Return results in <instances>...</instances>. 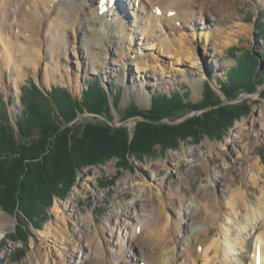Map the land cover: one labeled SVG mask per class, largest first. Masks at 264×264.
Instances as JSON below:
<instances>
[{
    "label": "rangeland",
    "instance_id": "obj_1",
    "mask_svg": "<svg viewBox=\"0 0 264 264\" xmlns=\"http://www.w3.org/2000/svg\"><path fill=\"white\" fill-rule=\"evenodd\" d=\"M227 2H229L230 8L228 7L226 10L224 7H220L221 9L219 8L212 13L208 12L207 20L204 19L203 21L206 27H212L211 32L216 33L215 41H207L202 29L194 33V30H192L194 23L193 26L190 24L188 28L182 30L179 27L164 29L165 25L159 26L154 38L149 41L137 29L140 24L134 26L140 32L135 35L137 41L139 37L143 39L144 46L141 47V50L151 57H158L159 54L156 50L149 49L153 39L158 40L159 32L171 34V37L180 35L181 37L178 38L184 40L187 48H191L195 53V57L186 62L185 71L193 77L205 74L202 82L195 86L184 77L185 75H180L179 68H182V65L178 63V56H160L159 66L161 67L158 68L157 77L152 79L153 89L145 105H142L138 99L134 80L137 69L134 65L132 66V63H129L128 77L125 80L121 67L113 65L110 66V69L108 66H103L98 71L84 74L81 68L82 59L77 49L78 42L76 38L78 35L74 33L73 37L69 38L71 47L67 50V54H65V50L63 51L62 65L53 64L50 60H46L49 69L56 70L57 74L59 70L61 71L62 76L58 75L57 81L50 84L45 83L46 77H44L40 68L35 70L34 67L23 64H19L18 67L23 75V79L19 81L18 86H14L12 80H9L8 73L4 76L0 75V101L6 104L5 107L10 120L9 125L14 131L15 141L18 145H23L29 141L28 137L18 134L19 128L17 125L21 115L25 112L22 102L23 93L33 83L47 97L54 90L58 91L59 95L61 92L67 91L75 100L82 101L84 92L89 89L88 84L97 81L109 95L111 114L109 116L107 112L93 114L84 109L83 112L80 111L77 114L75 120L66 124L63 129L75 127V131H77L78 128L88 123L106 124L115 129L126 128L130 138L129 141L133 138L137 124L147 120L140 115L128 117V110L132 106H135L141 113L152 110V99L159 94L170 98L177 93L183 96L187 95L185 103L200 105L204 102L208 92L206 88L209 85L210 90L212 89L221 97L223 105L246 104L249 107L248 115L235 121L233 127L223 132L224 135L220 133L209 137L202 132L201 127L193 128V133L186 135L184 139H180V136L175 137V140L173 138L162 139L160 135L155 139L153 152L148 155L139 156L127 149L128 155L125 154V156L120 157L118 153L109 150V141L105 146L93 147V155L88 158H92L91 160L94 161L90 163L92 165L81 166L79 163L74 162L75 167H73V170L75 172L69 178H75L70 181L71 186L66 193V197L61 198L55 195L51 206L44 207L36 218L32 220L25 219L20 210H17L15 214H9L0 206V215L3 216V218H0V264H81L82 262L84 264H94L93 260L98 256L97 251L91 248L90 243L87 241H83L84 243L79 245L78 238L75 236L80 229L82 232H90V227L96 232H99V229H107L105 234L99 237L107 253L106 262L108 264H122V261L117 259L118 252L121 248L123 250L128 249L129 239L132 236L134 237L136 233L139 234L140 228L137 225L139 220L143 219L144 222L154 221L155 216L153 214L157 213V199L151 200L150 194L159 195L162 193L166 197H170L169 194L180 195L187 197L188 201H194L199 192L207 188L217 197L225 196L224 193L230 190L228 184L231 182V185L236 186L234 189L248 193L254 201L259 198L263 184L252 181L255 170L251 167V164L257 163L256 168L264 170V97H262L264 92V78L262 79L264 74V33L259 32L260 25L264 30V1L228 0ZM58 3V6H56L60 7L66 3V0H58ZM141 3L148 8L152 7L147 0H139L138 4H135L134 1L131 4L130 0H124L121 3L122 10L119 13L123 14L122 16L126 18L129 24H135L134 16L138 14L142 17L146 16V13L140 11ZM151 10L155 11L153 8ZM183 10L181 9V11ZM62 12L59 11V13ZM56 15L57 11L53 14L52 19ZM198 24L201 25L202 20H199ZM73 42H75V50L72 47L74 46ZM156 43L154 41V44ZM139 46L140 44L135 43V52L140 53ZM246 53H251L257 57L260 67L255 74V81L262 84L250 93L233 90L234 93H230H232L231 96H235V99L228 100L222 88L225 85V88L231 89L229 85L233 83L230 82L231 78L228 81V77L232 75V70H237L239 66L237 61H240ZM162 68L163 70H161ZM161 75H164L166 79H161ZM68 77H70L69 81H72L71 86L75 85V87L80 88L76 93L68 87L69 83H65ZM158 78L160 81H154ZM164 80H173V84H168ZM234 84L233 87L236 88ZM117 91L122 93L119 103L113 100V95ZM180 111L176 117H171L170 120L164 118L158 122L149 120L148 122L151 126L159 124L179 125L201 118L203 113L209 112L211 109L203 108L198 111L182 109ZM102 139L104 140V138ZM229 151H231V155L227 154ZM52 153H55L53 140H51L46 153L41 156V159H37L40 160L41 165H37L35 169L29 166L24 173L19 172L21 169H17L19 182L26 179V176L30 174L33 175V178L38 179V173L45 167L42 158L52 155ZM172 154H175L177 158L169 161ZM138 157H141L142 160H138ZM245 160L250 167L244 164ZM241 168H243V174ZM85 171H89V173L83 177L82 174ZM29 172L30 174H28ZM48 174L50 178L54 176L53 172ZM57 174L55 180L65 175L63 173L60 176L59 171H57ZM145 191H147L148 196H144ZM72 193H75V197L71 201L72 207L65 212L67 215H72L69 218V222H71L70 235L72 237L67 247H65L53 238H46V232L49 230L56 232L60 226L64 227V224L58 220L55 206L58 205L60 209H63ZM220 201L224 204L226 199L223 197ZM250 204L254 205L255 203L252 201ZM143 205L146 207H143ZM20 207L21 201H19L17 208ZM143 208L149 209L152 214L142 211ZM123 210L128 211L131 218L124 215L121 221L117 220L115 216ZM166 216L169 222L172 220V223H174L179 214H174L172 209H166ZM231 217L222 215L219 219L230 230V233H234L237 229L234 219L236 221L238 219ZM230 218L231 223L228 222ZM121 222H123V227H120ZM23 228L27 233V241H22L18 236L20 229ZM250 229L251 227L248 231ZM218 231L220 233L218 238L223 240L224 237H221L222 230L218 228ZM172 233L176 235L175 230ZM184 234L183 232L182 236ZM241 237L246 238L247 242L251 240L248 232L241 231ZM174 238L177 241L179 236L177 235V238L176 236ZM230 248L235 249L232 251L229 249L228 251L229 263H243L242 260L247 255L244 247L233 246V243H231ZM254 248L255 245L252 253H254ZM136 255L137 251H133L129 255L131 261H133L132 259L136 260L138 257ZM31 258H33V263ZM124 263L128 264L126 258ZM131 264L133 263L131 262Z\"/></svg>",
    "mask_w": 264,
    "mask_h": 264
},
{
    "label": "bare ground",
    "instance_id": "obj_2",
    "mask_svg": "<svg viewBox=\"0 0 264 264\" xmlns=\"http://www.w3.org/2000/svg\"><path fill=\"white\" fill-rule=\"evenodd\" d=\"M123 1L66 0L64 5L57 7L58 0H0V75L4 76L8 73L9 80H12L14 86H18L19 81L23 79L18 67L23 64L32 66L35 70L40 68L46 77L45 83L50 84L57 81V76H62L61 71L59 70L57 74L56 70L49 69L46 60L62 65L63 51L65 50L67 54V50L71 47L69 38L73 37L74 33L78 35L77 49L82 59L81 68L84 74L98 71L103 66H108L110 69L113 65L121 67L125 80L128 77L129 63L136 67L135 88L142 105H145L151 96L152 79L157 77L158 68L161 67L159 66L160 56H178V63L182 65V68H179L180 75H185L184 77L195 86L201 83L205 74L193 77L185 71L186 62L193 59L195 53L191 48H187L184 40L178 38L181 37L180 35L176 38L175 35L171 37V34L159 32L158 40L153 39L149 48L156 50L159 53L158 57H151L143 52L141 50L144 46L143 39L139 37L137 41L135 35L137 32L140 33L137 30L139 29L149 41L154 38L159 26L165 25L164 29L179 27L182 30L188 28L190 24L193 26L194 23L192 28L194 33L202 29L207 41H215L216 33L211 32L212 27H206L203 21L207 18L208 12L212 13L220 7L226 10L230 8L228 0H147L155 11L141 3L140 11L146 13V16L142 17L139 14L134 16L135 24L133 25L127 22L122 13H119L122 10ZM133 1L135 4L139 2V0ZM133 1L130 0L131 4ZM181 9L184 10L181 11ZM56 11L57 15L52 19ZM59 11L63 12L59 13ZM199 20H202L201 25L198 24ZM136 24H140L141 29L139 26L135 29ZM154 41L157 43L154 44ZM135 43L140 44L139 48L137 47L140 53L135 52ZM73 45L75 50V42ZM161 79H166V77L161 75ZM69 80L70 77L65 82L69 83L68 87L75 93L79 91L80 88L75 85L71 86L72 81ZM154 81H160V79ZM164 81L173 84V80ZM230 153L231 151L227 154L231 155ZM176 158L177 156L172 154L169 161ZM244 164H247L246 160ZM251 167L255 170L252 181L263 184L256 201L248 193L234 189L236 186L231 185V182L228 184L230 190L224 193L225 196L217 197L207 188L201 190L194 201H188L187 197L180 195L169 194L170 197H166L162 193L150 194L151 200L157 199V213L153 214L154 221L139 220L137 224L140 228L139 234L136 233L129 239L128 249L121 248L117 259L121 260L122 264H125V258L128 264L131 262L133 264H179L182 262L184 264H231L228 251L235 249L230 248L233 243V246H243L246 250L247 255L244 256L245 259L241 264H257V248L260 250V264H264V170L257 169V163H252ZM241 169L243 174V168ZM88 173L89 171H85L82 176ZM144 196H148L147 191L144 192ZM222 196L226 199L224 204L220 201ZM74 197L75 193H72L63 209H60L58 205L55 206L58 220L64 224V227L60 226L57 230L55 229L56 232L51 230L46 232V238H53L65 247L72 237L70 235L71 222H69L72 215H67L65 212L72 207L71 201ZM252 201L254 205L250 204ZM143 207L146 206L143 205ZM166 209H172L174 214H179L176 222L172 223V220L170 222L167 220ZM142 211L152 214L146 208ZM124 215L131 218L129 212L125 210L115 217L121 221ZM222 215L238 219L237 221L234 219V224L237 226L236 232L230 233V230L224 226L225 224L219 219ZM1 217L3 218L0 215ZM231 218L229 223H231ZM120 225L123 227V222ZM218 228L222 230L223 240L218 238L220 235ZM106 230L99 229V232H96L90 227V232H82L80 229L75 234L79 245L87 241L91 248L97 251L98 256L93 260L94 264H108L105 247L99 240ZM173 230L176 235L172 233ZM182 231L185 233L183 236ZM241 231L248 232L251 240L247 242L246 238L241 237ZM175 236L177 241H175ZM254 245V253H252ZM133 251H137L138 257L131 261L129 255Z\"/></svg>",
    "mask_w": 264,
    "mask_h": 264
},
{
    "label": "trees",
    "instance_id": "obj_3",
    "mask_svg": "<svg viewBox=\"0 0 264 264\" xmlns=\"http://www.w3.org/2000/svg\"><path fill=\"white\" fill-rule=\"evenodd\" d=\"M259 28V32L264 33L261 25ZM237 62L239 64L237 70H232V77H228V81L231 78L230 82L236 83L234 84L236 88L233 84L229 85L231 89L225 88V85L222 88L228 100L235 99L234 95L231 96L234 93L233 90L250 93L262 84L255 81V74L260 67L256 56L246 53ZM88 86L89 89L84 92L82 101L75 100L67 91L59 95L58 91L54 90L47 97L34 83L31 87H27L22 99L25 112L21 115L17 125L18 134L29 138V141L23 145L16 143L14 131L9 125L6 104L0 101V206L4 211L15 214L17 210H20L25 219L36 218L44 207L51 206L55 195L61 198L66 197L71 186L70 181L75 178H69L75 172L74 162L81 166L92 165L90 163L94 161L88 158L93 155V147L105 146L107 141L110 144L109 150L118 153L120 157L128 155L127 149L139 156L148 155L153 152L155 139L160 135L162 139H174L179 136L180 139H184L186 135L193 133L195 127H201L202 132L209 137L220 133L224 135L223 132L233 127L235 121L249 113V107L246 104L223 105L221 97L212 89L210 90L207 85L208 92L206 91L204 102L200 105L185 103L187 95L177 93L172 98L166 95H156L152 99L153 109L148 112L141 113L135 106H132L128 110V117L140 115L147 121L137 124L131 141H129L126 128L115 129L106 124L88 123L78 128L77 131L75 127L63 129L84 109L93 114L104 112H107L108 116L111 114L109 95L106 90L97 81L90 82ZM113 96L114 102L119 103L122 93L117 91ZM262 97H264V92ZM203 108L211 109V111L203 113L201 118L179 125L151 126L148 122V120L158 122L164 118L170 120L171 117H176L182 109L198 111ZM51 140L54 141L55 153L42 158L45 167L38 173V179L33 178L29 172L30 175L19 182L17 169H21L19 172L24 173L29 166L35 169L37 165H41L40 160L37 159H41V156L46 153ZM137 159L142 160L141 157ZM79 164L78 166L81 167ZM57 171L60 176L63 173L65 175L55 180V175H58ZM49 172H53L52 178L48 177ZM19 201H21V207L17 208ZM18 236L22 241H27L24 228L20 229Z\"/></svg>",
    "mask_w": 264,
    "mask_h": 264
},
{
    "label": "snow or ice",
    "instance_id": "obj_4",
    "mask_svg": "<svg viewBox=\"0 0 264 264\" xmlns=\"http://www.w3.org/2000/svg\"><path fill=\"white\" fill-rule=\"evenodd\" d=\"M257 264H260V250L257 248Z\"/></svg>",
    "mask_w": 264,
    "mask_h": 264
}]
</instances>
